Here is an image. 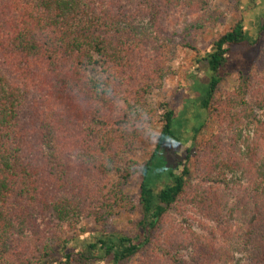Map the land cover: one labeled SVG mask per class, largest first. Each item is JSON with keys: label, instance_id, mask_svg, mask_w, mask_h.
Masks as SVG:
<instances>
[{"label": "trees", "instance_id": "16d2710c", "mask_svg": "<svg viewBox=\"0 0 264 264\" xmlns=\"http://www.w3.org/2000/svg\"><path fill=\"white\" fill-rule=\"evenodd\" d=\"M203 2L0 0V264H130L161 245L169 214L190 186L191 168L172 171L171 184L150 186L152 166L176 141L169 101L146 99L164 77L168 55L152 54L145 69V59L138 65L131 54L150 42L154 50L166 48L165 10ZM245 33L239 13L203 58L219 69ZM255 62L263 64L264 52ZM128 71L133 79L125 83ZM242 76L227 95L217 94L215 78L205 100L220 127L209 143L233 160L223 165L234 174L244 168L249 179L246 195L231 206V231L221 233L222 245L231 241L234 250L199 252L203 264H264V118L258 114L264 86L254 72ZM144 124L159 130L151 148L143 145L150 139ZM196 144L197 138L180 154L188 159ZM138 171L136 205L126 184ZM135 208L139 218L130 232L84 227L93 220L105 228L109 218ZM159 252L168 264H193L179 251L160 246Z\"/></svg>", "mask_w": 264, "mask_h": 264}, {"label": "rangeland", "instance_id": "374dc122", "mask_svg": "<svg viewBox=\"0 0 264 264\" xmlns=\"http://www.w3.org/2000/svg\"><path fill=\"white\" fill-rule=\"evenodd\" d=\"M239 13L245 16V39L232 46L226 63L216 70L209 58L203 57L212 50L213 41L231 28ZM164 14L166 18L160 27L165 34L161 42L166 44V48L154 50L150 42L135 47L131 54L138 65L139 61L145 59V69L148 61H153L152 54L158 53L162 57L166 50L168 55L164 62L167 71L161 80L156 81L146 99L154 104L162 100L169 101L175 110L173 132L176 141L170 142L162 150L149 172L148 181L152 188H161L173 182L172 171L177 172L185 165L190 166V186L185 197L169 214L167 234L165 239L159 241L163 249L179 251L191 258L193 264H203V257L199 252L205 251L211 255L213 250H222L223 253L234 250V243L231 241L222 245L221 233L234 224L236 212L231 214V206L246 195L245 187L249 179L244 168L234 174L223 165V162L230 164L233 160L228 162L221 156L222 153L217 155L216 144L209 143L219 133L220 127L216 116L208 114L205 100L213 80L218 77L217 94L222 95L235 92L242 75L249 72H254L256 79L264 86V62L260 66L255 62L259 53L264 52V0H205L198 8L175 5L165 10ZM142 18L147 17L140 16L138 20H143ZM169 38L172 40L167 41ZM148 56L151 58L147 59ZM131 72L128 71L123 76L125 83L133 79ZM122 109V112L120 109L117 111L124 117L125 109ZM258 114L260 118H264V111L260 110ZM260 132H263L262 128ZM195 138L197 144L194 152L187 159L186 153H180L182 150L185 152ZM224 140L229 146L230 137L224 135ZM143 145L151 148L154 141L146 139ZM176 150L180 156H176ZM229 152H233V149L230 148ZM141 182L142 176L138 171L126 184L130 199L136 205L139 203ZM138 218L136 208L121 210L108 219L105 228L93 220L84 224V227L90 231L105 229L109 232H130L134 230ZM169 239L173 241L170 242ZM160 246L155 244L149 254L136 256L130 264H168L159 252Z\"/></svg>", "mask_w": 264, "mask_h": 264}, {"label": "clouds", "instance_id": "9594fccd", "mask_svg": "<svg viewBox=\"0 0 264 264\" xmlns=\"http://www.w3.org/2000/svg\"><path fill=\"white\" fill-rule=\"evenodd\" d=\"M142 133L146 138H150L151 140L155 141L159 135V130L153 128L150 124H144L142 126Z\"/></svg>", "mask_w": 264, "mask_h": 264}]
</instances>
